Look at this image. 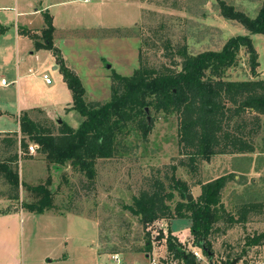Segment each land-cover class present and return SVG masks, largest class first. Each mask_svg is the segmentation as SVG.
Instances as JSON below:
<instances>
[{"label":"rangeland","instance_id":"374dc122","mask_svg":"<svg viewBox=\"0 0 264 264\" xmlns=\"http://www.w3.org/2000/svg\"><path fill=\"white\" fill-rule=\"evenodd\" d=\"M220 1L251 19L264 4V0H143V4L140 0H89L87 3L81 0H0V23L8 32L4 40L0 37V80L8 82L7 86L0 85V132H3L0 134V164L11 168L19 182L14 188L0 170V214L17 213L1 227L0 245L5 247L1 264H116L112 260L115 256L119 264H150L152 258L158 264H173L165 240L158 239L159 233L162 232L164 238L168 229L179 233L185 251L191 250L188 220L161 219L144 226L137 216L125 209L133 205V199L141 192L153 191L156 182L163 185V193L171 192L172 176L188 184L192 200L196 198L195 192L199 193L193 185L228 176L220 195L225 212L209 237L213 256L209 261L202 254L199 264L229 261L248 264L255 259L257 248L247 246L246 242L264 232V118L262 131L255 139L254 153L212 157L209 162H200L201 173L194 175L181 166L184 159L179 155L176 115L148 109L145 117L152 122L151 132L144 139L138 127L133 126L128 134L119 136L113 156L96 161V177L90 190L81 188L85 178L69 163L52 165L38 150L31 156L25 155L19 151V141L25 140L27 146H37L36 143L20 133H5L17 129L19 101L21 106L49 109L54 104L53 95L40 79L43 70L34 66L33 56H28L34 49H24L17 55L15 48V26L32 25L30 21L34 22L35 18L42 21L43 15L40 11L34 13L35 9L62 3L47 8L55 15L53 44L65 59V66L79 78L85 90V101L105 103L110 98L112 71L121 76L132 75L138 68L139 53L143 63L159 68L179 63L184 51L188 55L220 51L229 38L236 36L251 38L258 63L256 79H264V36L250 35L240 24L225 20L220 15ZM20 56L26 61H21ZM16 63H20L19 75L28 73V69L34 70L31 78L39 86L36 90L23 89L20 93L19 84L12 85ZM46 74L53 84L56 75H61L59 71L53 75L48 70ZM223 79H253L250 55L245 49L240 50L236 65L225 71ZM23 113L57 134L59 119L56 116L47 118L44 113ZM58 114L60 121L74 129L82 120L75 111L72 114L59 111ZM37 189L50 194L53 206L41 215L24 208L40 200L42 194ZM179 200L174 192V199L166 204L173 211ZM247 204L263 207L250 211L245 221L240 222V213ZM68 214L85 217L92 224L74 219L65 221L60 217ZM172 236L176 237L173 233ZM147 240L151 242V250L144 253Z\"/></svg>","mask_w":264,"mask_h":264},{"label":"trees","instance_id":"16d2710c","mask_svg":"<svg viewBox=\"0 0 264 264\" xmlns=\"http://www.w3.org/2000/svg\"><path fill=\"white\" fill-rule=\"evenodd\" d=\"M218 4L220 15L225 20L240 24L250 35L264 36V4L253 19L223 1ZM43 18L45 27L38 34L22 27L18 28V34L30 38L35 50L50 51L63 82L71 92L70 110L75 111L82 120L76 129L61 121L54 135L50 127L32 121L23 113L17 120L19 133L36 143L38 152L45 156L48 163L58 166L69 163L85 178L81 183L83 190L93 187L96 161L113 156L119 136L128 134L133 126L138 127L144 139L148 136L152 122L149 123L145 117L146 109L176 115L179 155L184 159L181 166L194 175L199 173L198 164L208 162L212 157L255 152V139L263 127L264 79H256L258 63L249 36L229 38L220 51H204L196 55H188L184 51L179 63L172 62L170 66L162 65L159 68L143 63L139 53L138 68L132 75L121 76L114 71L110 74V98L107 102L87 103L79 78L65 66L60 51L53 44L51 16L44 13ZM242 48L250 55L253 79L224 80L225 71L236 65ZM27 148L25 140H20L19 151L28 155ZM0 170L14 188L19 186L18 176L11 168L0 164ZM227 177L201 184L199 196L187 202L186 195L190 194L188 184L172 176L171 192L163 193V185L156 182L153 191L141 192L133 199V205L125 209L137 216L144 226L161 219L188 220L191 246L200 249L211 261L213 251L209 237L225 212L220 195ZM37 191L42 194L40 200L24 205V208L41 215L53 206L47 191ZM174 192L180 200L172 211L166 202L174 199ZM260 207L263 206L245 205L240 213V222L245 221L247 213ZM158 239L165 240L167 252L174 260L182 264H199L172 236L170 229L165 238L162 232L159 233ZM246 244L250 247L264 245V232L252 236ZM150 250L151 242L147 240L142 252L148 253ZM225 264H231V261Z\"/></svg>","mask_w":264,"mask_h":264},{"label":"crops","instance_id":"0c3cea01","mask_svg":"<svg viewBox=\"0 0 264 264\" xmlns=\"http://www.w3.org/2000/svg\"><path fill=\"white\" fill-rule=\"evenodd\" d=\"M140 1L143 4V0H140ZM82 2L87 3V2H89V0H87V2H84V1H82ZM59 4H62V3L59 2L57 4L44 5L40 10H38V9L34 10V13L35 12L39 13V11H40V15H43V13H48L51 16L52 26L54 28L53 39H54V34H55V29H56V27H55V15L51 14L47 10V8L53 7V6L59 5ZM22 14H24V13H18L17 15H22ZM41 19H42V21H40L39 18H35L34 22L30 21L32 23V25L29 23H26V25H23L21 27L25 28L27 30L33 31V32L38 34V32L45 27L43 17H41ZM18 28H19V26H15V32L16 33H15V37H14L17 55H18V53H20L24 49H27V48L29 49L30 47H32L34 49L33 41L28 37H24V36L19 35L18 34ZM6 34H8L7 28L2 26L0 23V37L3 40L6 38ZM44 51H46L47 53L42 54V52H44ZM42 55H46L44 60L41 59ZM28 56L30 58H32V56H33L34 57V61H33L34 66L36 68H38L39 70H43L42 72L40 71L41 73H43V74H41L40 79H41L44 87H46V89L49 92H51V94L53 95L51 102L54 104H52V106H50L52 109H49V107H32V106L29 107L26 105L21 106L20 101H19V106L17 108L18 117L21 115V112H26L28 114H30V113H33V114L44 113L45 115H47V118H50L52 116L53 117L56 116L60 120V116L58 114L59 111H65V113H71L72 114L74 111L70 110V108L72 106L71 92L68 90L66 84L63 82L62 76L56 75V73L58 72V66L55 64V59L52 56V54L50 53V51L43 50V49H41V50H35L34 49V51H30L28 53ZM20 59H21V61H26V59H24L21 56H20ZM63 60L65 62L64 58H63ZM19 65H20V63L19 64L16 63V71H15L16 77H15V79H13L12 85L19 84L18 92H20V93H21V90H23V89H30L31 91L36 90L39 86L36 83V80L34 78H31V76L34 74V70L28 69L27 70L28 73L25 72L24 75H23V73H20V75H19V73L17 71ZM47 65H48V67L46 68ZM44 68H46V69H44ZM47 70L50 71L51 73H53V75H56V77H55L56 83L53 84V81H51L50 84H45L44 79H43V75L46 74ZM60 101H61V103H60ZM21 108L26 109V110L22 111ZM31 120L35 122L37 119L33 117ZM0 133H3V132H0ZM5 133H7V134L19 133L18 124H17L16 130H14L12 132H5ZM241 155H247V154H238V155H233V156H241ZM221 157H225V156H221ZM203 163H205V162H203ZM200 173H201V169H199L198 175H200ZM232 174H235V173H232ZM202 184H205V183H202ZM192 188L195 191H196V189H198L199 193H197V191H196L195 194H196V197L199 196L200 184L197 183V184L193 185ZM16 215H17V213H14V212L0 214V244H1V238H2L1 234L3 233L1 227L4 224V221H6V219L7 220L14 219L16 217ZM60 217L64 218L65 221L74 219V221H78L79 223L85 224V222H88V223L92 224L91 220H89L85 217L77 216V215H69L68 214L66 216H60ZM187 231L189 233V228L187 229ZM172 233H173V235H177V236L179 235L180 236L179 233H174V232H172ZM4 256H5V247L0 245V262H1V260H3L5 258Z\"/></svg>","mask_w":264,"mask_h":264},{"label":"built area","instance_id":"2783aa9c","mask_svg":"<svg viewBox=\"0 0 264 264\" xmlns=\"http://www.w3.org/2000/svg\"><path fill=\"white\" fill-rule=\"evenodd\" d=\"M82 1L87 2V0H82ZM43 79H44L45 84H50L51 79L49 78V76L47 74L43 75ZM0 85L1 86H7L8 82L5 79H1ZM27 150H28V155H33L37 152V146L30 145V146H28ZM176 239H178V242H180L181 244L184 245V242L180 239V236L176 235ZM256 248H257L256 249L257 255H256L255 259L250 261L248 264H264V245L258 246ZM187 252H190L193 255V257L195 258L197 263H199L200 261L203 260L202 252L200 249H198L196 247H194V248L192 247L191 250H188ZM112 260H114L116 264H119V262H120V260L117 256L113 257ZM150 264H158V262H156L155 258H152V259H150ZM173 264H179V262L176 260H173Z\"/></svg>","mask_w":264,"mask_h":264},{"label":"water","instance_id":"95a60500","mask_svg":"<svg viewBox=\"0 0 264 264\" xmlns=\"http://www.w3.org/2000/svg\"><path fill=\"white\" fill-rule=\"evenodd\" d=\"M109 68H110V67H109ZM146 112H147V109H146ZM60 122H61V121L58 120V124H59ZM192 199H193V196H192L191 194L186 195V200H187V202L192 201ZM231 264H235V261L232 262Z\"/></svg>","mask_w":264,"mask_h":264}]
</instances>
